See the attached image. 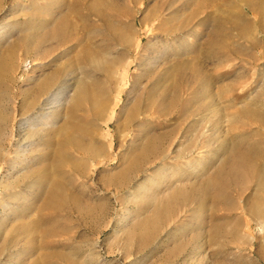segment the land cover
<instances>
[{
	"label": "rangeland",
	"instance_id": "1",
	"mask_svg": "<svg viewBox=\"0 0 264 264\" xmlns=\"http://www.w3.org/2000/svg\"><path fill=\"white\" fill-rule=\"evenodd\" d=\"M251 208L264 0H0V264H264Z\"/></svg>",
	"mask_w": 264,
	"mask_h": 264
},
{
	"label": "bare ground",
	"instance_id": "2",
	"mask_svg": "<svg viewBox=\"0 0 264 264\" xmlns=\"http://www.w3.org/2000/svg\"><path fill=\"white\" fill-rule=\"evenodd\" d=\"M61 95V94H60ZM54 96V95H53ZM57 96V95H56ZM52 97V96H51ZM58 97V96H57ZM56 98V97H55ZM51 100V99H50ZM54 100V97L52 98ZM52 105V104H51ZM38 117H42L41 115H37ZM26 160V159H25ZM262 173V172H261ZM247 217L249 219H252V221L261 229L264 228V215H262L261 211L257 208H251L249 211H247ZM260 258L264 260L263 256L260 255Z\"/></svg>",
	"mask_w": 264,
	"mask_h": 264
}]
</instances>
